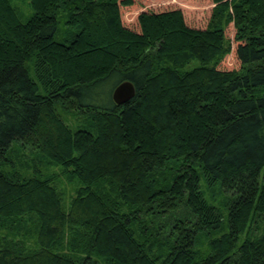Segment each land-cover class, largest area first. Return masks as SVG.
Instances as JSON below:
<instances>
[{
  "label": "trees",
  "instance_id": "16d2710c",
  "mask_svg": "<svg viewBox=\"0 0 264 264\" xmlns=\"http://www.w3.org/2000/svg\"><path fill=\"white\" fill-rule=\"evenodd\" d=\"M212 2L200 29L149 1L129 25L134 0H0V228L34 237L0 264H264V0ZM18 147L69 171V203L5 171Z\"/></svg>",
  "mask_w": 264,
  "mask_h": 264
},
{
  "label": "rangeland",
  "instance_id": "374dc122",
  "mask_svg": "<svg viewBox=\"0 0 264 264\" xmlns=\"http://www.w3.org/2000/svg\"><path fill=\"white\" fill-rule=\"evenodd\" d=\"M148 1L150 2L149 8H153L154 10H166L172 8L181 9L188 24L191 27L200 29L206 28L213 8L212 0H134V5L132 7L124 8L122 10L125 22L129 25L135 24V19L139 10L148 7ZM16 6L25 18L31 14L29 5L22 2H16ZM234 33L233 26L229 27L226 31L227 37L230 38L231 41L234 40ZM198 65L199 62L193 60L187 68L191 69ZM223 67L228 70H237L240 68V64L236 57L231 54L224 60ZM58 113L62 116L64 121L74 129L80 128L86 121L84 115L80 116L73 112H64L61 109L58 110ZM36 170L41 171L48 177H55L60 191L64 194L65 202L69 203L71 201L72 196L75 195L78 182L69 177L70 173L68 170L61 166L52 165L48 160L39 156L35 150L18 147L16 153L13 155L12 167L5 168L6 172H17L24 177L32 175ZM23 231L24 233L20 231L17 233H9L0 228V240L6 237L14 240H24L27 242V246L32 245L34 240L33 235L30 234L25 236L24 234H27V229H24ZM31 232H34V230Z\"/></svg>",
  "mask_w": 264,
  "mask_h": 264
},
{
  "label": "water",
  "instance_id": "95a60500",
  "mask_svg": "<svg viewBox=\"0 0 264 264\" xmlns=\"http://www.w3.org/2000/svg\"><path fill=\"white\" fill-rule=\"evenodd\" d=\"M135 96L136 88L134 84L129 81L119 85L113 93V99L119 106L129 103Z\"/></svg>",
  "mask_w": 264,
  "mask_h": 264
}]
</instances>
